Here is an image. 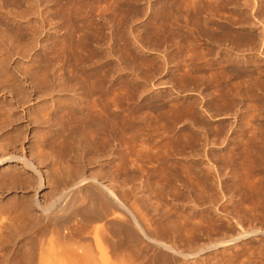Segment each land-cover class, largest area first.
<instances>
[{
	"label": "rangeland",
	"instance_id": "obj_1",
	"mask_svg": "<svg viewBox=\"0 0 264 264\" xmlns=\"http://www.w3.org/2000/svg\"><path fill=\"white\" fill-rule=\"evenodd\" d=\"M24 1L25 0H21V6H24L23 10L20 8L22 13V20L20 19V21L23 25H26H24L26 28L24 27L25 31L23 32L24 34H28L29 28L33 27V25L36 28L39 27V35L36 36V38H39L40 41H37L38 44L36 43L38 46H32L34 48H31L32 50L26 47L27 43L25 41L22 42V47H19L16 43L13 48H8L14 51L5 50L6 43H4V48L2 46L0 48V58L7 57V59L10 60L6 59L7 63L4 67L5 72L7 74L9 73L8 75H11L10 77H16H13L15 82L11 78L9 81L3 82V84L0 83L2 84L0 85V108L3 107L7 112H16V116H21L20 118L17 116L19 120L21 119L20 122L18 121L7 128V130L0 133V142L8 136L14 135L16 133L15 130L19 132L20 128L22 129L20 132L23 134V138L21 143L16 145V148L19 151L24 148L27 157L32 161L34 160L33 162L36 163L46 180H48L46 181L48 184L47 187L39 194L41 202L44 203V200L46 201V195H51L49 194L52 192L51 186L55 185L54 182L56 183L57 181L56 176L59 174V172L58 174L55 172L63 170L61 169L64 168L62 167L63 163L64 166L73 164L74 167L73 165H70V167L71 170L74 169V171L76 170L75 166L78 165L76 167L80 168L77 169H82L87 175L91 174V172H98L102 168L104 170L105 168L106 170L107 168H111L109 170H114L107 156H98L92 150H87L86 152L84 150L86 146L84 148V146H82L83 143L79 144V141V143L76 142V147L82 146L81 148L84 149H81L82 152L80 151L78 154H82V156L80 155L81 159L78 160V164H75L77 163L76 159L73 160L72 158L74 162L76 161L73 163L68 157L63 158L65 161L62 157L59 158L61 160L56 157V160H54L56 162H48L50 159L47 158L46 161H42L41 157L43 154L41 153L43 150L38 147V152L37 149V146H39L38 143L42 141L40 140L42 137L39 139V135H41L40 132L43 131V134L45 130H47V132L49 130V125L47 126V124L43 123L46 125L43 126L41 123L44 122L42 118L43 113H40L43 107L47 108L52 104L53 107H58V102L61 100L62 103L63 100L65 102V98L67 103L70 104L78 98L75 92L73 93L72 90H68L67 88V92L59 91L58 93V90H61L60 83L56 82L59 79L58 77H60L62 81L59 80V82L63 83L61 84L63 85L62 87L65 85L66 87L70 86L72 82L67 80L68 74L70 73L69 71L73 73L77 70V73L80 74L78 69L81 70L83 65L84 67L87 65L83 60L85 55H88L90 50L96 51L99 49L97 50L98 53L102 55L104 52L102 57L105 56V58H103L104 60L101 58L103 63L101 72L103 71L102 74L104 72L107 73H105V77V74H103V77L106 79L104 81L106 94L104 93L101 98L99 94H94L92 100H96L97 102V106L95 107L99 108L100 106L99 109H95V112L98 110H100L98 112H101L102 109L104 110L102 112H113L116 102L120 106L119 108H121L119 111L123 112L122 127L124 136L122 138V145L125 157L117 163L121 166V172H125V174H122V177L124 176V183H118V185H120L119 187H117V184H113L116 186L117 190L119 188L121 189L118 190L119 192L121 191V195H124L125 192L129 207L136 217H138L139 223L147 229V231L150 228L149 231L151 230L152 233L154 230L160 229L159 233L164 237V241L174 245L176 248H182L183 246L184 251L189 250L192 252L200 249H207L208 247L223 242L233 241L240 234H251L247 240L218 248L207 254L201 255L200 258L183 262L184 264H264V85L261 88V85H258L259 81L264 84V0H26L28 5H30L31 8L33 7L32 9L29 8L28 5L26 6V2ZM116 6L118 12H116L115 15L114 9ZM25 9H27V11ZM99 13L103 14L98 16ZM57 14L60 15L58 16ZM115 16L119 24L118 36H115L114 25H112L114 24ZM58 19H61L69 29L65 25V28H62L63 31L62 29L57 31V26L62 22ZM71 27L72 29H70ZM73 28L76 32V36L83 38L90 33L89 38L95 37L94 39L96 40L93 41L94 44L92 41H89L90 39H88V43H85L86 40H83V43L89 46L87 47L82 43H80L81 46L77 44L76 40L78 39L76 38L75 41L67 39L65 43L61 42L64 45H58L59 49H57V46L53 48V50H58L59 53L55 52V54L58 55L60 54V50H62L61 47H64L65 56H71L72 61L67 63V65H65L66 67L62 68L63 70L65 68L67 69H65L66 71L64 70V72L62 69L59 71L60 68L57 67L56 63H53L56 64V68L54 70L51 67L52 70H49L51 71L50 77L52 76L54 78L56 75V79H52L51 77L54 83L51 84L54 86L53 89L50 87L51 89L46 92L45 89L47 88L42 83L43 81H41V75L44 68H47L45 65L49 66V63H45L48 62L46 59L49 55H53V58L55 54L50 51H47L48 54H45L43 51L47 50L46 46H50L53 39L54 41H58L59 36L62 39V36H66V32L68 30H73ZM64 29L68 30L66 31ZM205 30L207 32L210 31L209 33L214 32L218 39L215 40L213 37H207L205 35L206 33H204ZM58 32H60V35L57 36ZM219 34H221V36ZM11 35L13 36V34H10L9 38H15V36L12 37ZM116 37L118 39L117 41H119L117 44L114 42ZM225 38L228 39L226 40ZM61 39L59 38L60 41H64ZM99 39L100 42L102 41V43L99 44L100 47L98 45L95 46V44H98L97 41L99 42ZM45 41L48 42L46 43ZM7 44L6 48L8 46ZM17 47L18 49H16ZM95 47L96 49H94ZM2 48L5 51H3L4 53L1 52ZM83 49L84 51L86 50L87 53L81 51ZM22 50L23 52L25 51V54ZM15 51H17V55H15ZM21 52L25 57L20 56L22 55ZM77 52L84 53V55H77ZM5 53L9 55L12 54L11 56L13 58L9 55L7 56ZM80 56L84 58L81 60ZM39 59H42V61ZM48 59H51L50 56ZM78 59H80V61ZM96 60L97 59L92 60V62L94 61V65L90 62V65L92 64V68L89 69L91 77L94 75L92 74L95 70L94 66L97 65L99 59ZM18 61L21 62L19 63ZM36 61L37 65L35 64ZM38 61H41V63ZM21 67H23V69ZM38 67L41 68V71ZM67 67H69L70 70H68ZM24 68L29 70L25 71ZM10 70L13 71L10 73ZM22 70H24V76ZM32 70H34V74L38 71L39 76L37 75L38 73L36 74L37 77H35L36 75L32 76V74L29 73V71L32 73ZM12 72L16 75L14 73L13 75ZM26 72L30 76L26 74ZM60 72H63V74H60ZM66 72L69 73L67 74ZM239 72L244 75H240L238 78ZM112 76H114L115 79ZM17 77L18 81L21 78L18 84L23 81V83H21L22 86L19 85L23 90L15 84L17 82ZM33 77H35V80ZM63 77L67 79H62ZM28 78L34 82L37 80V85L40 79V86H45V88H40L39 85L34 86L36 83L34 84L33 82H30L33 84L31 87L30 85L32 84L29 83L30 80ZM0 79L5 81L1 74ZM63 80H67L68 83L71 82L70 85ZM91 80L90 82H96L94 78H91ZM2 81L0 80V82ZM11 82L15 84L13 87H15L17 93L19 89L25 93H22L20 90L19 92L21 95L19 93L17 94L15 90L13 93L12 90L14 88L12 84H10ZM4 84L7 85L8 88L5 87ZM114 84L117 86L115 91ZM56 85L60 86L59 89ZM3 86L4 89H1ZM9 86L13 89L11 90ZM34 87L39 88L34 89ZM55 88L56 90L58 89L57 93L54 91ZM28 89L29 93L26 92ZM39 89H43V92H46V94L42 93ZM38 91L43 95H40V92L37 94ZM49 92L52 93L50 94ZM26 93L30 94L27 95L29 98H27ZM47 93L50 94L49 97ZM22 95L26 96L25 100L27 101L24 102L21 101L22 98H19L21 100L17 98V96L21 97ZM22 97L24 98V96ZM214 99L215 101H213ZM210 101L214 102V111H209L210 108L207 103ZM61 102H59V104ZM47 104L49 105L47 106ZM212 109L213 106L211 107V110ZM66 110H59V112H67ZM35 111L36 114L33 116ZM68 112L70 111L68 110ZM159 112H169L171 116V120L167 123V134H165L172 140L177 133H181L183 136V153L181 155H176V157H172L168 163L170 166L181 160L179 162L183 165L184 202L181 200L182 203L178 200L176 202L175 199L164 195L165 191L163 192L161 190L165 189L166 192H169L173 189L169 187V182L171 179L170 177L175 174V166L164 172H160L159 164L156 162L153 163L152 160L147 158L138 162L135 158L134 151L141 148L142 142L131 139L130 136L132 134L130 128L135 122L134 128L137 126L135 129L138 130L141 128V131L139 130L141 133L150 134L152 130L162 126V123H159V125L157 124ZM28 115L31 116L33 120L36 115H40L39 117H41L43 121H40L41 118H39V120H37L40 122L37 123L38 121L35 119V121H37L36 125L34 124L35 121H33L31 117V119H29ZM36 118H38V116ZM29 120H32L34 123L30 124ZM172 147H174V141L172 142ZM46 151L48 152L46 153ZM46 151L44 154H50L49 150L46 149ZM38 154L41 157H39ZM65 155L68 156V154ZM70 155L72 156L74 154L71 153ZM67 158L69 162H66ZM62 160L64 161L63 163H61ZM89 160L90 162H88ZM42 162L43 164L41 165ZM65 162L67 164H65ZM80 162H82L84 166ZM60 165L61 167H58ZM139 165L144 171H147L146 174H149L150 177L147 178L148 180L145 176L136 177L138 180L132 178L131 175H129V177L126 176L127 173L133 171L140 172L138 171ZM18 167H20V165L16 167V164L4 166L0 169V176ZM66 167L70 169L69 166ZM74 171L72 170L73 173L77 174V170ZM27 175H31V173L28 172ZM54 179L56 181H54ZM106 179L109 180V177L107 178L106 176ZM106 179L105 183L107 184L108 181ZM52 182L53 184H50V186L49 183ZM109 184L108 182V185ZM161 184L163 185L161 186ZM24 186L26 188H23ZM24 186L22 189L20 187L15 188L16 190L8 187H3L2 190L0 189V209L3 208L0 217H5L2 221L0 220V223L4 224L5 228L2 227L4 229L3 232L1 228V233L4 234L5 237H9L11 234L13 235V237H11L12 235L10 236L11 245L10 243L6 245L8 246L7 249L5 248L6 250L0 246V260L3 259L0 261V264H39L38 257H32V253L37 250V248L35 249L37 246L35 242L38 240L34 233L36 229L33 230L35 228H33V226H35L33 223L34 221L36 222L42 219L41 214L32 208V210H34V217L31 219L32 222H30L31 220L29 221L30 223L26 222L28 227H24L23 236H16L14 235V222H11V220L13 221L14 219V214L12 215L7 212V210L6 212L4 210V206H6L7 203H9V205L7 204L6 209L9 208L8 206H10V203H13L15 200V202L30 200V202L33 203L35 198V187H31V185L28 186L27 184H24ZM147 199H149L151 203ZM156 199H158V201ZM133 203L135 206H133ZM151 204H153L154 207H152ZM7 216L11 219L7 218ZM28 223L30 225H28ZM121 223L134 230V223L130 217L125 216L121 220ZM2 224H0V227ZM29 226L32 228H29ZM6 227H9L8 230ZM10 228L11 231L13 230L14 234L9 231ZM5 230L6 232H4ZM181 233H183V242L180 240L182 237ZM135 237L137 243L134 250L131 249V251L126 247L122 248L120 252V264H122V262L123 264H137L138 261L137 263L135 262L136 259L133 255L134 251L138 252V254L141 253L140 256H151L149 250L152 246L146 243L140 235ZM124 239L125 237L121 236L118 241L123 244L126 242ZM30 243L36 246H32ZM23 244L26 245L24 246ZM145 248H147L148 252ZM139 249L142 251L139 252ZM1 250L5 254H2L3 252ZM27 251H29L30 254ZM36 253H38V250L34 254ZM17 256H20L21 259L19 257L17 258ZM22 258L27 263L22 261ZM26 258L28 260H26ZM33 259L36 263L35 261L32 262Z\"/></svg>",
	"mask_w": 264,
	"mask_h": 264
},
{
	"label": "bare ground",
	"instance_id": "obj_2",
	"mask_svg": "<svg viewBox=\"0 0 264 264\" xmlns=\"http://www.w3.org/2000/svg\"><path fill=\"white\" fill-rule=\"evenodd\" d=\"M24 2H26V0ZM21 5H22L21 0H0V38H1L0 39V48H1V46L2 47L4 46V43H6V44L8 43L7 48H6V44H5V50H7L8 48H13V46L16 43L19 45V47L20 46L22 47L21 44L23 41H25L27 43V46H26L27 48L29 47L30 49L31 48L34 49L32 47L33 45L38 46L37 41L39 42L40 40H39V38L37 39L36 36L39 35L38 33L40 31V28L39 27L36 28V27H34V25H33V27L29 26L30 27L29 32L27 31L28 34H24L23 31H25L26 25L24 24L25 25L24 26L22 24V22L20 21L21 16H22L20 8H22V10H23V7H24V6L22 7ZM27 5H28V3L26 2V6ZM28 6H29V8H31L30 5H28ZM102 8H101V10H102ZM116 8H117V6L114 9L115 15H116V12H118ZM19 10H20V12H19ZM25 10L27 11V9H25ZM92 10H93V8H92ZM24 11H23V13H24ZM26 11H25V14H26ZM58 12H59V10H58ZM103 13H105V12H103ZM103 13H99L98 16H101L100 14H103ZM25 16H27V15H25ZM60 18H61V16H60ZM113 23L114 24H112V25H114L113 28H114L115 36L116 35L118 36L119 24L117 22L116 16L114 17ZM65 25L66 24L62 21L57 26L58 27L57 31H59V29L61 30L62 28H65ZM77 27H79V26H77ZM67 28H68V26H67ZM68 29H64V30L67 31ZM70 29H72V27ZM62 31H63V29H62ZM101 31H102V28H101ZM205 31H204V33H206L205 35L207 37H213V38H215V40L218 39V38H216L217 35L214 32L209 33L210 31H208V32L207 31L205 32ZM59 33L60 32H58L57 36L60 35ZM10 34H13V36H15V38L12 35L11 36L13 37V39L9 38ZM89 34L90 33H88V35H85L86 38L85 37L80 38V37L76 36V32L74 31V28H73V30H71V31L68 30L66 32V36L63 34L65 36V39H64V36H62L63 37L62 39L59 36V38L61 40H64V41H60L59 38H58V41H60V42L54 41V39H53L52 40L53 43L51 42L52 45L50 43V46L49 45L46 46L47 50L46 51L44 50L43 52L45 54H48L47 51H50L54 54H55V52L59 53L57 50V49H59L58 45L62 44L61 42L65 43V41L67 39H72V41H75V38L78 39V40H76V43L79 44L80 46H81L80 43H82L83 45L85 43H88L89 41H92V43H93V41H95L96 39H94L95 37L89 38ZM53 35H55V34H53ZM219 35L221 36V34H219ZM47 37H49V36H47ZM51 37H53V36H51ZM225 37H226V35H225ZM96 38H97V36H96ZM221 38H219V39H221ZM88 39H90V40L88 41ZM210 39H212V38H210ZM225 39H223V40H225ZM6 40H8V41H6ZM47 40H48V38H47ZM83 40L84 41L86 40L85 43H83L84 42ZM117 40L118 39L116 37V39L114 41L116 44H117V42H119ZM45 42L47 43L48 41H45ZM97 43L98 44H95V46L96 45L99 46V44H101L102 41L100 42V39H99V42L97 41ZM62 45H64V44H62ZM55 46H57L58 48L53 50V48ZM86 46L89 47L88 45H86ZM86 46H84V47H86ZM46 47H45V49H46ZM60 47H61V45H60ZM117 47H118V45H117ZM3 48H2L1 52L4 51ZM61 48H62V50H60V54H58V55L55 54V56L53 58H52L53 55H49L51 59H48L49 56L47 58V55H46L47 59L45 57H42V58L48 60V62H45L46 64L49 63V66L45 65L47 68H44V70L42 68V70L44 72L42 71V75H41L42 76L41 81H43L42 83L47 88V89H45L46 92H48V90H50L51 88L53 89V86H54V85L52 86V84H51V83H53V81L51 80L52 76L50 77L51 71H49V70L50 69L52 70V68L55 70V68H56L55 65L57 64V67L60 68L59 71H61L62 68L66 67L65 65H67V63H70L72 61L71 56H67V55L65 56V54H64L65 50H63L64 47H61ZM69 48H70V46H69ZM16 49H18V47ZM30 49H28V50H30ZM94 49H96V47ZM9 50L14 51L12 49H8V51ZM97 50H99V49H97ZM97 50L96 51L90 50L88 55L86 54L85 58L83 57L84 59L82 58V56H80L81 60L83 59L85 61L84 63L87 64L85 67L83 65L81 70L78 69V71H80V74L77 73V70H76V72H73V73L71 71H69L70 72V73L68 72L69 74L66 72L68 74V77L66 75V77L68 79L65 77H63L62 79L65 78L68 81H71L72 84L70 85L71 82L68 83L67 80H63V81H66L70 86L66 87V85H65L64 87H62L63 85H61V84H63V83H61L62 81L60 80V77H58L59 79H58V81H56V82L60 83L59 85L61 86L60 87V86L56 85V87L58 86V89H59V87L61 89V90L57 89L58 93H59V91L67 92L70 89L73 91V93L75 92L77 94L78 98H76V100L74 102L71 101L72 103L68 104L66 101V98H65L66 103L64 102V100L62 103L61 102L62 100H61V101H59L61 103L59 104V102H58V104H57V105H59L58 107H56V106L53 107L52 106L53 104L51 105L52 107L51 106L47 107L49 105V104H47V106L45 105L47 108L43 107V109H42L39 106L42 109V112H40V113H43L42 118L44 119V122H41V123L42 124L45 123V124H47V126L49 125L48 126L49 128L46 127L49 130H48V132H47V130H45L46 133L44 132L43 134H42L43 131L40 132L41 135H39L40 136L39 139L42 137V139H40L42 141H40L41 143H38L39 146H37V145L36 146H37L38 152H39V148L41 150H43V152L41 153V154H43L42 157L38 154L39 157L42 158L41 159L42 161L43 160L46 161V158H47V159H50V160H48V162L49 161L56 162V161H54V160H56V157L58 159L61 157H62V159L64 157H68L71 161L76 159L77 163H75L76 161L75 162L73 161V163H75V164H78V162H79L78 160L81 159L80 155L82 156V154L78 155L80 153L81 149L83 150L86 146V149H84L86 152H87V150H89V151L92 150L98 156L99 155L107 156L109 158V160L111 161V166H112V169L114 167V170H109L111 168H109V169L107 168V170L105 168V170H104L102 168L98 172H94V173L91 172V174L87 175V174H85V172L82 169H80L82 171L77 169L80 167H76V166H78V165H76L75 166V169L77 170V174H76V173L72 172V170L74 171V169L71 170V167H70V165H73V164L68 165L66 163V162H69L68 158H67V161L65 162V164H67L66 166H69L70 169L68 167L64 166L63 162L65 160L63 159L64 161L62 160L61 163H63L62 167H64V168H61L63 170H60L58 167H61V165L57 167L60 170V171L55 172L56 174H58V172H59L58 176H56L57 181L54 179V181H56V183L54 182V184H55L54 186L52 185L53 182L49 183V185L51 184L53 186V188H52V186L50 185L52 192L49 194H51V195L50 196L46 195V197H45L46 201L44 200V203H42L40 200L39 194L42 190H44L47 187L48 184L46 181H48V180H46V178L44 177L43 173L40 171V169L36 165V163L33 162L34 160L32 161L30 158L27 157L25 149L22 148L19 151L16 148V145L21 143L22 138H23V134L20 132L22 130L21 128H20L19 132H17L15 130L16 133L14 135L8 136V137L4 138L3 140H1V142H0V169L4 166L15 165V164H16V167L18 165H20V167L14 168L13 171L11 170L12 172L10 171V172H6L4 174L2 173L3 175L0 176V189L2 190L3 187H8L10 189H15V188L20 187L22 189L24 184L25 185L27 184L28 186L31 185V187L32 186L35 187V198H34L33 203L30 202V200L29 201H22V202L21 201L15 202L16 201L15 200L13 203H10V206H8L9 208L6 209V206H7V204L9 205V203H7L6 206H4L5 212L7 210V212H9L10 214H12V215L14 214L13 215L14 219H13V221L11 220V222H14V228H15L14 233L15 234L13 233V230L11 231V228L9 231L16 236H21V235L23 236L24 227H28L26 222H29L34 217V214H33L34 210H32V208H34L36 211H38L41 214L42 219H39L36 222L34 221L33 225H35V226H33L31 224L33 226V228L35 227L33 230L36 229V231L34 233L36 234V237L38 239V240L36 239L37 242H35V244L37 246L33 244L34 246H36L35 249L37 248L38 253L34 254L37 250L36 251L33 250L34 251L32 253L33 255L32 254L31 255H32V257H34V256L38 257L39 261L38 260L37 261L39 262V264H120V257H121L120 252H121L122 248L126 247L130 250L131 249L134 250L135 245L137 243L135 236H137V235H140V237H142V239L146 243H148L149 245L152 246L151 247L152 251H151L150 247H147V248H150V250H149L150 254H151L150 257L149 256L148 257L140 256L141 253L138 254V252L134 251L133 255L135 256V259H136L135 262L137 263V261H138L137 264H184L183 262H187L188 260H194V259L200 258L201 255L207 254L208 252H211V251L216 250L218 248H222V247L231 245L233 243L240 242L242 240H247L251 234H240L233 241L216 244V245H213L211 247H208L207 249H200V250L195 251V252H192L189 250L184 251L183 246H182V248H180V247L176 248L174 245L168 243L167 241H164V237L162 235H160V233H159L160 229L154 230L152 233L151 230L149 231L150 228L147 231V229H145L139 223L140 221L137 219L138 217H136V215L132 212V210L129 207L128 201L126 200L125 192H124V195H121V193H120L121 191L120 192L118 191L121 189L119 188L117 190L116 186H114V184H113V183H115V185L117 184V187H119L120 185H118V183L119 184L124 183L123 182L124 176L122 177V174H125V172L124 173L121 172V169H120L121 166L119 163H117L118 161H121L125 157L124 152H123V145H122V141H123L122 138L124 136V130L122 127V117H123L122 113L123 112L119 111V109H121V108H119L120 106L117 104V102L115 104L113 103L115 105V110L113 112H110V111L109 112H107V111L102 112V111H104L103 109L101 110V112H98L100 110L95 112V109L97 110V108H98V107H95V106H97V102H96V100H92L93 99L92 96H94V94H99L100 98L104 95V93L106 94V92H105L106 88H105V82H104L106 79L104 77L106 76L107 73L104 72L103 74H105V73L106 74L103 77V74H102L103 71L101 72L102 64H103L101 58L103 59V58H105V56L102 57L104 52L101 55V53H98ZM20 51H21V49H20ZM73 51H74V49H73ZM81 51L87 53L86 50L84 51V49ZM87 51H89V50H87ZM15 52H16L15 55H17V51H15ZM22 52H23V50H22ZM22 52H21V54H22ZM100 52H102V51H100ZM23 53L25 54V51ZM44 53H42V54H44ZM18 54H19V52H18ZM76 54L77 55L78 54L84 55V53H81V52L80 53L77 52ZM2 55H4V54H2ZM6 55L8 56L9 54H6ZM11 55H9V56H11ZM20 56L25 57V55H23V54ZM43 56H45V55H43ZM6 59H7V57L6 58H0V74L5 79V81H2L3 79H0L2 81L0 83H2V84H3V82L9 81V79H11V78L13 79V77H15V76L10 77L11 75H8L9 73L7 74L5 72L4 67H5V64L7 63V60H9V59H7V60ZM93 59H97V60L99 59V60L98 61L96 60L97 65H95L96 67L94 66V68H95L94 73L91 72L94 75H93V77H91V75L89 74V72H90L89 69L92 68L91 67L92 64L94 65V63H93L94 61L92 62ZM39 60L42 61V59H39ZM78 60L80 61V59H78ZM41 61L40 62L38 61V62L41 63ZM96 61H95V63H96ZM18 62L20 63L21 61H18ZM90 62L92 63L91 65H90ZM53 63H56V64H53ZM35 64L37 65V61L35 62ZM31 65H33V64H31ZM31 65H29V66H31ZM41 65H40V67H41ZM31 67H33V66H31ZM40 67H38V68H40ZM21 68L23 69V67H21ZM67 68H68V70H70L69 67H67ZM74 68H75V66H74ZM24 69H25V71L29 70V69L26 70V68H24ZM35 69H36V67H35ZM57 70H58V68H57ZM64 70H63V72H64ZM11 71H13V70H10V73H11ZM23 71L24 70H22V74L24 73ZM33 71L34 70H32V73L29 71V73L32 74V76L36 75L38 73V71L37 72L35 71L36 73L34 74ZM40 71H41V68H40ZM246 71H247V69H246ZM246 71H244V72H246ZM63 72H60V74H63ZM13 73L14 72H12V74ZM18 74H19V72H18ZM26 74H28V73L26 72ZM238 74H239L238 78L240 77V75H244L240 72ZM24 75H25V73L23 74V76ZM37 75L39 76V73ZM37 75L35 77H37ZM54 75H55V73H54ZM64 75H65V73H64ZM113 75H115V74H113ZM55 76H54V78L56 79ZM35 77H33L34 80H35ZM112 77H114V76H112ZM39 78H36V79H39ZM54 78L52 77V79H54ZM91 78H94L96 80V82L95 83L90 82V81H92ZM20 79H19V81H21ZM28 79L30 80V78H28ZM28 79H27V81H28ZM114 79H115V77H114ZM31 80H32V77H31ZM31 80L29 81V83L30 82H33L34 84L36 83L34 85V86H36L37 80H36V82L31 81ZM59 80L61 82H59ZM16 81L17 82L15 84H17L18 87H19V85L22 86L21 83H23V81L20 84H18V82H19L18 77H17ZM39 81H40V79L38 80V85L40 86L41 81L40 82ZM14 82H15V80H14ZM2 84H0V85H2ZM10 84H12V87L15 85L13 82H11ZM26 84H28V83H26ZM26 84H24V85H26ZM30 84H32V83H30ZM115 85L116 84H114V86ZM258 85H261L260 86V88H261V87H263L264 84L260 83V81H259ZM30 86L32 87L33 84ZM45 86L44 87L40 86V88H45ZM112 86H113V84H112ZM5 87H7V85H5ZM18 87H16V88H18ZM116 87L117 86L114 87V91H115ZM2 88L4 89V86L1 87V89ZM9 88L11 89V86H9ZM13 88H12L13 90L11 89L12 92L15 90V87H13ZM19 88L21 89L22 87H19ZM38 88L39 87H37V88L34 87V89H38ZM10 89H9V92H10ZM65 89H66V91H65ZM19 90H18V93L21 95ZM21 90H23V89H21ZM39 90L42 91V93H44L43 89L42 90L39 89ZM57 90H56V88L54 89V91L56 93H57ZM40 91H38L37 94ZM15 92L17 93L16 90H15ZM26 92L29 93V89ZM46 92L44 94H46ZM22 93H25V92H22ZM42 93L40 95H43ZM49 93H47L48 97L51 94V93L50 94ZM108 94H110V93H108ZM20 95H18V96H20ZM27 95H30V94L26 93V96ZM15 96H16V94H15ZM18 96H17L18 99L22 98V100L21 99H19V100L24 101V102L27 101V100H25V97H26L25 95H22V96H24V98L22 96L21 97H18ZM74 97H75V95H74ZM115 97H116V95H115ZM27 98H29V97L27 96ZM58 100H60V99H58ZM114 101H116V100H114ZM213 101H215V99ZM213 101L212 102L210 101L209 103H207V105H209V108H210L209 111H214V109H215ZM231 103H232V101H231ZM98 104H99V102H98ZM212 106H213V109L211 110ZM99 108H100V106H99ZM187 109L190 110L189 108H187ZM187 109H185V110H187ZM49 110H50V112H49ZM59 110L60 111L66 110L67 112H64V111L59 112ZM68 110L70 112H68ZM4 111H6V110L3 109V107H1L0 108V133L7 130V128L11 127V125L17 123L18 121L20 122V120H21V119L19 120L17 117L19 115H17V116L15 115L16 112H12V111L11 112H9V111L4 112ZM37 112H39V111H37ZM184 112H186V111H184ZM40 113H37V114H40ZM35 114H36V111L34 112L33 116H35ZM37 116H38V118H36ZM39 116L40 115H36L35 119L39 120V118H41ZM20 117L21 116H19V118ZM25 117H27V116H25ZM30 117L31 116H29V119L32 118V117L31 118ZM42 118L40 121H43ZM35 119L33 120V118H32L33 121H35ZM32 120L31 121L29 120L30 124L34 123V122H32ZM157 120H158L157 124L159 125V123H162L161 124L162 126L161 127L159 126V128L157 127V129L155 128V130H152L150 134L141 133L140 132L141 128L137 130V129H135L137 126L134 128L135 122H134V125L132 124L133 126L130 128V131L132 134L130 136L131 139L132 140H138V141L142 142L141 148H139V150L136 149L137 151H134L135 156H136L135 158L138 160V162H140V160L142 161L143 159H146V158L149 160H152L153 163L156 162L157 164H159L158 166H159L160 172L161 171L164 172L168 169H171L173 166H175L174 167L176 170L175 174H174V176L172 175L170 177L171 179L169 182V187H171V189L172 188L173 189L171 191L168 190L169 192H166L165 189H161V190L163 192L165 191L164 195H167V196L171 197L172 199H175L176 202L178 200L180 203H182L181 200L183 201V165H181V163L179 162L181 160H179L178 162H175L173 165H170V166L168 165V163L172 157H174V156L176 157V155H181L183 153V138H182L183 136L181 133H177L176 136L172 140L168 135H166L167 134L166 133L167 123H169V121L171 120V116L169 115V112H167V113L166 112H159V117L157 118ZM37 121H35L34 124H36ZM40 121H38L37 123H39ZM144 122H145V120H144ZM163 122H164V124H163ZM43 126H46V125L43 124ZM10 132H11V130H10ZM13 133H11V134H13ZM173 141H174V147H172ZM76 142H78L79 144L83 143L82 146H84V148H81L82 146H80V147L78 146L79 148L76 147V144H77ZM46 149L50 151L49 152L50 154H48V155L46 154L48 152V151H46ZM45 151H46V153L44 154ZM71 153H73L74 155L71 156L70 155ZM65 154H68V156H66ZM69 155L71 158L69 157ZM72 158H73V160H72ZM59 160H61V159H59ZM88 162H90V160ZM80 163L82 164V162H80ZM42 164H43V162L41 163V165ZM81 164H79V165H81ZM157 164H154V165H157ZM73 167H74V165H73ZM55 169H56V167H55ZM78 170H79V172H78ZM138 171H140V172L133 171V172L127 173L126 176L129 177V175H131L132 178H135V179H137L136 177L139 178L140 176H145L146 179L148 177H150L149 174H146L147 171H144L142 169V167H140V165H139ZM28 172L31 173V175H27ZM72 173H73V177H72ZM24 174H26V175H24ZM106 176H107V178L109 177V180L106 179ZM105 179L110 183L109 185H108V182H107V184L105 183ZM149 180H150V178H149ZM171 180H172V182H171ZM162 185L163 184H161V186ZM172 185H173V187H172ZM23 188H26V187L24 186ZM32 190H34V189H32ZM157 191H158V189H157ZM158 193H161V192H158ZM155 196H156V193H155ZM200 196H198V197H200ZM159 197H161V196H159ZM147 200L150 202L149 199H147ZM156 200L158 201V199H156ZM154 203H155V200H154ZM153 204H151L152 207H154ZM159 204H160V202H159ZM133 206H135L134 203H133ZM148 206H150V205H148ZM133 208H135V207H133ZM1 210H3V208L0 209V213H1ZM9 213H7V214H9ZM182 213H183V210H182ZM125 216H128L131 218L132 222L134 223V230L121 223V220ZM4 218L5 217L1 218L0 220L2 221V219H4ZM7 218H9V217L7 216ZM9 219H11V218H9ZM170 221H173V220H170ZM30 222H32V220ZM29 223H28V225H30ZM144 223H142V224H144ZM0 224H2V223H0ZM11 224H10V226H11ZM25 224H26V226H25ZM2 227L4 228V224H2L0 227V246L3 249H5V248L7 249L8 246H6V245H9V243L11 241L10 236L12 234L11 233H10L11 235L7 234V235H9V237H7V236L5 237L4 234L1 233ZM12 227H13V225H12ZM30 227L31 226H29V228ZM3 228H2V232L5 229V228L4 229ZM8 228H7V230H8ZM161 231H163V230H161ZM4 232H6V230ZM165 232H166V230H165ZM162 234H164V233H162ZM182 234L183 233H181V235ZM253 234H255V233H253ZM33 236H35V235H33ZM121 236L125 237L124 240H126V242L123 244H121L118 241L119 237H121ZM11 237H13V235ZM13 240H14V238H13ZM180 240H181V242H183V235L180 238ZM144 241H142V242H144ZM10 245H11V243H10ZM147 248H145L146 251H147ZM29 251H27V252H29ZM140 251H142V250L139 249V252ZM18 253L21 255V253L19 251H18ZM2 254H5V253L3 252ZM29 254H30V252H29ZM8 255H9V252H8ZM3 256H5V255H3ZM22 256H23V254H22ZM18 257L21 259L20 256H17V258ZM7 258H9V257H7ZM27 258H26V260H28ZM105 258H106V261H105ZM34 259L32 260V262L35 261ZM1 260H3V259H1ZM29 260H31V259H29ZM22 261H25V260H23V258H22ZM35 263H36V261H35ZM122 264H123V262H122Z\"/></svg>",
	"mask_w": 264,
	"mask_h": 264
}]
</instances>
